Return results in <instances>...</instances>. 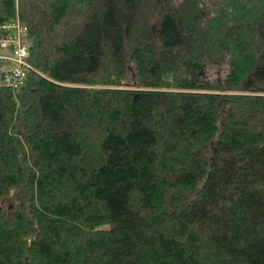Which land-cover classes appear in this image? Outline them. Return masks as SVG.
Masks as SVG:
<instances>
[{
    "label": "trees",
    "instance_id": "trees-1",
    "mask_svg": "<svg viewBox=\"0 0 264 264\" xmlns=\"http://www.w3.org/2000/svg\"><path fill=\"white\" fill-rule=\"evenodd\" d=\"M16 14L37 71L0 83V264H264V0Z\"/></svg>",
    "mask_w": 264,
    "mask_h": 264
},
{
    "label": "built area",
    "instance_id": "built-area-1",
    "mask_svg": "<svg viewBox=\"0 0 264 264\" xmlns=\"http://www.w3.org/2000/svg\"><path fill=\"white\" fill-rule=\"evenodd\" d=\"M0 83L18 89L25 83L27 74L37 71L28 59V25L16 14L15 18L0 25ZM2 62L7 66L2 67Z\"/></svg>",
    "mask_w": 264,
    "mask_h": 264
},
{
    "label": "rangeland",
    "instance_id": "rangeland-1",
    "mask_svg": "<svg viewBox=\"0 0 264 264\" xmlns=\"http://www.w3.org/2000/svg\"><path fill=\"white\" fill-rule=\"evenodd\" d=\"M18 11V10H17ZM7 66V63L6 62H2V67H6ZM211 67V74H209V76L211 75V77H216V76H221L224 71L226 70V65L221 63V64H218V66H216V68H213Z\"/></svg>",
    "mask_w": 264,
    "mask_h": 264
},
{
    "label": "water",
    "instance_id": "water-1",
    "mask_svg": "<svg viewBox=\"0 0 264 264\" xmlns=\"http://www.w3.org/2000/svg\"><path fill=\"white\" fill-rule=\"evenodd\" d=\"M5 201V198L2 200V202H4Z\"/></svg>",
    "mask_w": 264,
    "mask_h": 264
}]
</instances>
